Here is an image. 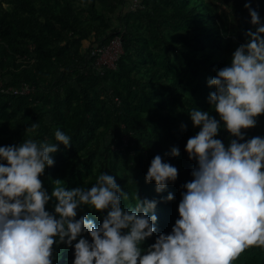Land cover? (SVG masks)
Returning a JSON list of instances; mask_svg holds the SVG:
<instances>
[{"label":"rangeland","instance_id":"obj_1","mask_svg":"<svg viewBox=\"0 0 264 264\" xmlns=\"http://www.w3.org/2000/svg\"><path fill=\"white\" fill-rule=\"evenodd\" d=\"M245 3L264 21V0H0V16L11 19L25 18L32 6L37 28L66 47L55 48L46 63L37 59L31 43L28 52L19 53L16 39L1 41L0 147L24 139L55 143L59 129L71 146L57 145L54 165L40 179H59L69 189V179L78 177L90 189L106 173L127 178L132 188L142 184L156 191L154 181L145 182L153 158L160 155L171 164L174 147L183 158L188 139L200 131L190 112H210L219 120L208 102L215 88L207 80L230 66L246 31L254 30ZM116 32L125 36L122 60L98 76L82 47L88 38L106 41ZM24 72L43 92L33 88L25 100H12L6 95L20 86ZM55 83L58 92L50 89ZM13 107L17 114L10 118ZM35 123L37 133L26 135ZM242 131L245 140L264 138V114L255 127ZM215 138L225 146L235 139L222 122Z\"/></svg>","mask_w":264,"mask_h":264},{"label":"clouds","instance_id":"obj_2","mask_svg":"<svg viewBox=\"0 0 264 264\" xmlns=\"http://www.w3.org/2000/svg\"><path fill=\"white\" fill-rule=\"evenodd\" d=\"M249 10L254 30L232 53L230 66L207 80L211 111L193 109L190 118L200 131L187 141L185 151L197 162L193 179L178 206L179 219L171 234H160L146 250L142 243L156 232L157 217L149 215L155 200L133 195L135 204L122 208L129 195L116 177L101 173L89 188L67 190L64 182H52L51 195L39 178L54 165L57 145L71 146V138L55 131V143L24 139L19 145L0 147V264H53V245H74V264H233L245 250L264 249V138L245 140L242 130L256 126L264 114V21ZM221 122L232 139L225 144L217 136ZM31 124L25 134L37 133ZM172 148L171 156H179ZM178 176L176 167L160 155L151 161L145 182L165 190ZM56 201L54 213L46 211ZM167 201L174 196L170 193ZM88 206L107 210L97 228L88 217L78 220L77 209Z\"/></svg>","mask_w":264,"mask_h":264},{"label":"trees","instance_id":"obj_3","mask_svg":"<svg viewBox=\"0 0 264 264\" xmlns=\"http://www.w3.org/2000/svg\"><path fill=\"white\" fill-rule=\"evenodd\" d=\"M21 6L24 4L19 3ZM27 11L29 13L25 18L20 19H11L6 15L0 16V43L1 41H8L12 44V40L16 39V44H13L15 51L19 53H26L29 51L27 44L31 43L33 46L34 53L39 61H44L48 63L51 60L52 52L55 48L58 51L65 50L66 47L61 46L59 42L54 41L51 37V32L47 29H38L35 22H38L36 17V11L32 6H29ZM120 36L123 44L125 36L116 32L111 35V37ZM85 38V37H84ZM110 39L104 40L101 36H94L91 39L88 38L87 44L82 47L86 54H88L89 49L97 43H107ZM77 45L74 48L73 52L76 55L78 52ZM1 48V44H0ZM6 47H3L1 51L6 52ZM124 54V52H123ZM123 54L118 58L116 61V65H118L123 57ZM57 58V57H56ZM58 59V58H57ZM4 58L0 57V63H4ZM90 65V60H87ZM16 67V65H15ZM43 69L48 70V65L46 64L43 66ZM94 70V69H93ZM108 71H103V73H98L94 70L96 75H104ZM20 83L26 82L30 84L34 88L33 93H42L40 88H38L37 83L31 80L30 75L28 72H24L22 79L19 81ZM53 87L56 88L53 92H58L59 85L55 83ZM52 87V88H53ZM44 88V87H43ZM6 95V94H5ZM29 95V94H28ZM6 96L10 97V99L19 101L22 99H26L24 95H14V94H7ZM9 117L13 118L17 114V107H13L11 112L9 113ZM149 144V143H148ZM159 145V143H157ZM184 158V160H183ZM183 158L181 156H176L173 158L171 165L176 167L178 170V176L175 182H169L167 187L161 193H157L156 191L150 189L148 186L142 184H135L133 188L131 184L126 179H121L116 177L117 184L121 187L122 190L128 193L129 199L127 201H122L121 207H127L129 205L135 204V200L133 199V195L137 192L140 199H148V200H155L157 202V207L154 212L149 213V215H156L157 221L154 225L156 228V232L153 234L152 237L147 238L141 245L142 249L146 250L152 244L155 243L156 238L160 234H171L172 228L177 219H179L178 213V206L182 200V193L186 192L184 185L190 182L192 177V170L194 165L197 164L195 160H190L188 157L187 152L183 154ZM43 183L44 189L51 195L53 190L52 180L50 178H43L41 179ZM68 185L70 186L67 190H72L77 187H83V180L78 177H72L68 181ZM174 196L172 201H167V196L169 194ZM56 201L54 199L50 200L49 203L45 206L46 211L50 214L54 213V205ZM87 216L94 225L99 228L102 224L103 217L107 215V210L103 212H96L93 209H90L88 206H81L77 209V216L76 219L78 220L81 216ZM80 238L88 239L91 243V238L87 233H82L81 237L77 238V241H73L72 246H67L63 243H57L53 245V264H74V245L78 242ZM233 264H264V249L259 247H252L245 250L244 253L240 255V257L233 262Z\"/></svg>","mask_w":264,"mask_h":264},{"label":"built area","instance_id":"obj_4","mask_svg":"<svg viewBox=\"0 0 264 264\" xmlns=\"http://www.w3.org/2000/svg\"><path fill=\"white\" fill-rule=\"evenodd\" d=\"M122 54L120 37H112L107 43L94 44L88 52V59L90 60V67L98 73H103L105 69L113 66V63L118 60ZM55 91V87H51ZM33 90V87L22 82L18 88L12 87L9 90L10 94L14 95H28Z\"/></svg>","mask_w":264,"mask_h":264}]
</instances>
